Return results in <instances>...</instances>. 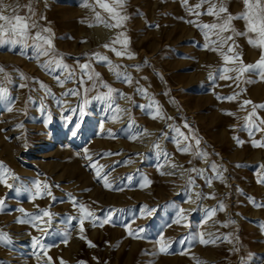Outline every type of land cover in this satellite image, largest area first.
I'll return each instance as SVG.
<instances>
[{
	"label": "rangeland",
	"instance_id": "rangeland-1",
	"mask_svg": "<svg viewBox=\"0 0 264 264\" xmlns=\"http://www.w3.org/2000/svg\"><path fill=\"white\" fill-rule=\"evenodd\" d=\"M199 2L124 0L117 11L128 18L109 28L96 21L99 13L115 23L96 0H3L4 15L17 6V14L27 16L31 3L32 19L51 29L54 48L77 77L64 81L66 72L44 67L47 57L37 58L31 47L0 46V65L11 81L0 73V87L8 90L0 98V164L12 185L0 182V232L11 239L0 245V264H264V184L258 182L264 147L253 146L264 144V124L245 127L253 106L264 104V80L252 73L236 82L218 78V69L237 65L205 50L203 33L188 23L214 22L189 11ZM226 6L232 15L244 11L242 0H226ZM232 26L246 31L243 20ZM121 32L131 59L103 47ZM234 40L245 65L259 60L260 50L246 37ZM93 53L119 65L132 83L117 79L107 62L90 60ZM83 63L100 79L81 77ZM101 82L114 90L111 100L103 98L108 89ZM70 89L78 95H64ZM233 95L232 101L217 98ZM245 100L252 104L242 108ZM255 111L252 119L259 123L264 109ZM169 125L189 136L180 145H192L189 152L178 149ZM192 137L206 157L194 155ZM105 175L111 187H105ZM211 209L217 211L206 214ZM33 215L42 217L36 227L27 222ZM201 237L214 243L202 244Z\"/></svg>",
	"mask_w": 264,
	"mask_h": 264
},
{
	"label": "snow or ice",
	"instance_id": "snow-or-ice-1",
	"mask_svg": "<svg viewBox=\"0 0 264 264\" xmlns=\"http://www.w3.org/2000/svg\"><path fill=\"white\" fill-rule=\"evenodd\" d=\"M98 6L102 9H104L106 12L110 14V18L115 21V23H108L104 21L99 13H96V21L98 23H104L106 27L109 28H118L121 27L123 22L128 18L125 15H121L117 9H122L124 7V0H112V4L109 5L108 3L104 2V0H96ZM181 2L187 7L188 0H181ZM244 4V11H242L239 14L232 15L228 12L227 6H226V0H200L198 4L195 5L194 8H189V11L194 13L196 16L200 15H209L214 17V22L212 23H197L196 21L189 20L188 23L195 24L197 28L200 29V31L203 33L205 38V50H211L214 52H218L224 62L225 65L229 63L236 64V67H222L218 69L219 79H226V80H233L234 82L241 80L244 77L245 73H252L259 77L261 80H264V0H242ZM207 4L208 7L205 12L201 13L197 11V9H200L203 5ZM85 7H91L86 2L84 4ZM5 5L3 4V0H0V46H20L21 48H28L31 47L34 49L37 53V58L40 56L47 57V59L43 62L44 67L46 68H60L63 71L66 72V76L64 77V81H70L77 77L76 69L75 68H69V66L64 63V58L62 54H60L53 45V41L51 38V29L50 28H41L38 23L32 19V15L34 13L32 12V5L29 3L27 5V8L29 10V15L22 16L17 14V6H11L12 7V14L11 15H4ZM43 19V17H41ZM233 20H243L245 21V28L246 31L239 32L232 26ZM91 26V25H90ZM36 30L33 33V30ZM230 32L231 35H225V33ZM45 33H48L49 35H45ZM252 34V35H250ZM124 34L121 32L119 36L116 37V39L112 40L110 44H104L103 47L110 48L113 52H115V55L118 57H122L125 55H128V58L131 59L132 56L127 53L126 51V44L127 40L121 41L120 37H122ZM215 36V39H212L211 37ZM234 36H244L247 38V42L249 45L253 46L254 48H258L260 50V58L255 63L251 64H244L243 62V56L236 52V48L238 45H236ZM122 43L125 47L122 50H117L114 45ZM225 47L227 50L225 51ZM231 53H235L234 55H230ZM95 59L97 61L101 62H107L108 67L111 71L114 72L117 79H123L128 83H132V77L130 75H127L126 73H121L119 68V65L113 66L110 61H108L107 56L100 55L99 53H93L90 58ZM137 70L139 69V66H135ZM79 70L81 77L87 76L88 80L96 81L99 80V73H93L90 68L89 63H83L79 64ZM232 72L235 73V76H229L228 73ZM0 73H3L4 79L8 80V73L5 71L4 66L0 65ZM27 79V77H23ZM215 78V77H213ZM35 80V78H33ZM56 80L58 83L63 86V82L60 80L59 77H56ZM9 83H11L10 80H8ZM248 82H252L250 79ZM80 83L83 84V79L80 80ZM138 83V81H137ZM26 85H20V87H25ZM101 86L108 89V93L105 95V99L111 100L112 96L111 93L114 91L112 88H110L107 84H104L101 82ZM40 87L44 89V91L47 94H50V89L47 85L40 82ZM96 87V84H93V88ZM87 91V89H85ZM137 91L141 93H145L146 90L137 88ZM8 95L7 88L0 87V98H6ZM64 95H70V96H76L78 95L77 90L70 89L68 92L64 93ZM122 95V94H121ZM97 99H100L102 97H96ZM220 100H228L232 101L236 99V96H218L217 97ZM87 101H85L86 103ZM252 104V101L245 100L241 107L243 108L245 105ZM256 108L264 109V104L260 105H254L253 111L250 113L249 121L250 123L246 124L245 127H255L257 130H260V125L264 124V119H260L259 123H256V120L252 119V117H256ZM117 111L119 109L117 108ZM231 115V113H228ZM156 115L160 116L161 119L164 117L161 115L159 109H157ZM167 119L171 120L172 117H168ZM257 119H259L257 117ZM184 128H189L190 126L185 123L183 125ZM169 128L174 131L177 135L175 137L176 143L178 146V149L181 152L187 153L190 151L192 145H185L184 147H180L181 144H183L185 141L189 139V136L185 135L179 127H175L173 125H169ZM143 131V130H141ZM251 134V133H250ZM192 139H195V145L197 146V149L194 153V155L197 156H207V153L202 152L198 146L200 144V140L196 139L195 137H192ZM234 139L237 140V143L240 144L242 141H240L238 138ZM253 146H260L264 147V144H259L256 141H253ZM156 148H159V144L155 145ZM175 167V166H174ZM212 169L216 168L215 164L211 165ZM259 167L264 168V165H260ZM0 169H3V172L0 173V182L5 183L7 185V172L8 170L4 168L2 164H0ZM190 172H196L198 175H203L201 170H198L196 168H192L189 170ZM171 174V173H170ZM97 176H100V172H97ZM105 181V187H111V185L108 183L107 176L105 175L102 177ZM219 179H223L222 176L218 177ZM18 179V178H16ZM261 184H264V176L261 177V179L258 181ZM189 183L192 184L194 181L190 178ZM208 184H211L210 180H207ZM8 187H12V185H7ZM37 189L40 188L39 181L36 182ZM44 188L47 190L48 185H44ZM47 195H51L50 191H46ZM199 196V194H197ZM253 203L255 201L253 200ZM3 205V201H0V206ZM264 207V205H261ZM80 208L82 211L86 212L87 216H91L92 214L90 212H87L83 205H80ZM219 210H223V204L219 206ZM22 211V210H21ZM217 211V209H211L207 210L206 214H211ZM50 213L47 211H44L42 213V216H49ZM179 218H183V210L181 209L178 213ZM41 215H33L31 218L27 221L28 223H33V226L36 227L37 225L34 223L35 221L41 220ZM85 217H81V223H83V219ZM20 223H24L25 221H18ZM176 223H179V219H177ZM229 223H234V221H229ZM227 227V224L224 225ZM83 231V228L81 229ZM200 242L202 244H209L210 242L214 243V241L205 240L201 237ZM11 243V239L8 237L6 233L0 232V245L7 246ZM34 243L39 244V240L34 238ZM164 240L163 237H161V244L163 245ZM161 252H165L166 248L161 247ZM50 259V258H49Z\"/></svg>",
	"mask_w": 264,
	"mask_h": 264
}]
</instances>
